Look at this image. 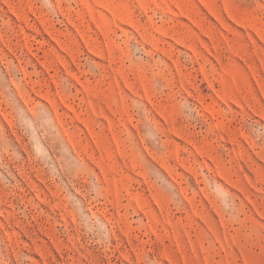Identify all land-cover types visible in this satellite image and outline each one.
I'll use <instances>...</instances> for the list:
<instances>
[{"label": "rangeland", "instance_id": "374dc122", "mask_svg": "<svg viewBox=\"0 0 264 264\" xmlns=\"http://www.w3.org/2000/svg\"><path fill=\"white\" fill-rule=\"evenodd\" d=\"M0 264H264V0H0Z\"/></svg>", "mask_w": 264, "mask_h": 264}]
</instances>
